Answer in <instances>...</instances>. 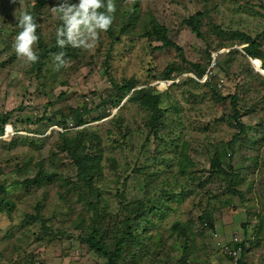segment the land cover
<instances>
[{"label": "rangeland", "instance_id": "obj_1", "mask_svg": "<svg viewBox=\"0 0 264 264\" xmlns=\"http://www.w3.org/2000/svg\"><path fill=\"white\" fill-rule=\"evenodd\" d=\"M43 2L0 0V264H106L86 233L100 221L112 239L133 214H146L137 231L147 246L166 251L145 264H234L231 254L264 264V0ZM245 35L262 45L252 57L261 71ZM233 96L245 125L229 146ZM60 133L95 143L100 198ZM216 156L236 185L212 167ZM98 200L101 217L89 210Z\"/></svg>", "mask_w": 264, "mask_h": 264}, {"label": "trees", "instance_id": "obj_2", "mask_svg": "<svg viewBox=\"0 0 264 264\" xmlns=\"http://www.w3.org/2000/svg\"><path fill=\"white\" fill-rule=\"evenodd\" d=\"M44 4H46V2H43V0H38V3L35 4L34 6L36 8H38V7L43 6ZM101 7H104V6H101ZM197 16H200V13H197L196 17ZM78 19H80V20L84 19V13L83 12L78 17H73L72 22L77 21ZM189 20H190L189 25L195 31H199L198 30V20L195 17H191V19H189ZM69 25H70V23L67 24V26H69ZM162 27H163L164 31L166 32V28L164 26H162ZM163 29L161 28V30H163ZM162 33H164V32L162 31ZM158 38L163 40L165 45H169V44L171 45L172 44V42L170 41V39L166 35L159 33ZM254 40H252V37H250L249 35H245V37L242 39V41H244V42H249V44H251V43L254 44V47H256V48L248 47L247 53L249 54V56L254 57V58L257 57L256 59H258V58H260V51H261L262 45L260 43H258L257 39H254ZM44 52L46 54L47 51L45 50ZM230 52H232V51H230ZM263 62H264V59H263ZM196 67H197V70L200 72V75H203L204 71L202 70L201 66L198 65ZM262 67L264 68V63H262ZM161 76H163V75H161ZM151 94L152 93L144 92L143 98H145V99L148 98V100L151 103H153L154 105H157V102L159 101V94L158 93H153L152 95ZM104 102H106L105 98H103L101 100V103H104ZM236 102H237V99L235 96H233L232 105H233L234 113L231 115V118L235 122L236 126L239 128V133L236 132L234 134V136L232 137V140L227 143L229 146L232 145V142L239 136L241 130H243V127H244L243 125H245V123H243L241 121V118H240L242 111L240 108L237 107ZM158 112H163V111H162V109H158ZM158 117H159V115L158 116L156 115V117H154V118L156 119ZM76 120H78L77 124L83 122V119L79 120L78 117H76ZM152 125H153V123H152ZM60 135L64 141V146H65L64 149L66 151H68L69 155L73 159V162L76 164V166L79 170V174L83 178V180H82L83 183L90 190V192L95 194V197L97 196L98 198H100L101 193H99L98 189L95 187V183L97 182L96 181L97 177L100 175L99 174L100 173L99 167H100L101 157L99 155L93 154L95 143H92V139L87 142V140L82 136H77L76 138L68 141L65 138L64 134L60 133ZM96 147H98V146H96ZM220 162H221V160H220L219 156L213 157L212 158V167L215 169L217 168L221 172H224L226 175L231 176V179H232L231 186L236 185L235 179L238 177L237 172L235 170H233V168L229 165V167L232 171H229L231 174L228 173L227 170L223 169ZM183 172H186V170H184ZM41 174L46 175L43 171L41 172ZM50 176H54V175L50 174ZM48 178H46V180H48ZM49 179H51V178H49ZM164 196H166V198H169L168 195H166V194H164ZM164 200L166 202V199H164ZM6 203H7V201L0 199V207H2ZM137 205L144 206L140 202ZM135 206H133V207L135 208ZM90 207H91V209H89V210L92 211L93 216L98 215L99 217H101V216L109 213L106 208L101 210L99 200L95 203V206L92 204ZM153 209H155V207H150V210H153ZM99 210L101 211V213L99 212ZM145 210H147V208ZM133 212L134 211H131V214H133ZM133 216H134V214L124 217V219H123L124 221L121 224V228L117 229L115 231V235L112 239H108V238L106 239V235H105V232L103 231L102 223L100 221H93L92 222L90 230L86 233L88 238L84 239V240H87V244L89 245V247L91 249L95 250L97 253H99L100 255H102L106 259V264H134L137 261L141 262V264H145L146 262L152 263L153 260H160L161 259L160 255L162 253L166 254V251H162L161 249L159 251V249L157 247H155L154 245H151L150 247H148L147 243L145 242V239L149 238L150 236L145 238L142 236V232L137 231V229L139 228V225H140V223L138 222V219L142 216L145 217L146 214L138 215L135 218H133ZM200 220L202 221L203 224L205 223V224L209 225V227L211 229L215 228V221L210 219L209 215H202L200 217ZM263 223H264L263 221H259V225H258V228L256 230V233H259V234L261 233ZM174 231L185 237V243L189 242V238L191 236H190V232L187 229V226H182L181 223L176 222L174 225ZM159 242L161 245H163L165 247V244L163 243V241H159ZM251 242L253 243V241H250V243ZM231 244H233V242ZM245 244H246V242L242 241V242L233 244V247H235V248L241 247L242 248V255H244L243 252L246 249ZM151 248H154L155 251L150 254L149 252H150ZM183 248H185L183 250L184 252L191 253V250L188 249V246L186 244L183 245ZM223 249L226 250L227 247L224 246ZM126 252H128L127 254L129 256H131L129 261H126V259H125ZM229 257L232 259L234 258V256H232V254L229 255ZM243 263H244L243 259L241 260V258H239L237 260V264H243ZM32 264H44V263H41V262H34L33 263L32 262ZM177 264H186V261L184 258H182L180 260V262Z\"/></svg>", "mask_w": 264, "mask_h": 264}, {"label": "built area", "instance_id": "obj_3", "mask_svg": "<svg viewBox=\"0 0 264 264\" xmlns=\"http://www.w3.org/2000/svg\"><path fill=\"white\" fill-rule=\"evenodd\" d=\"M227 249H228V247H227ZM239 250H241V247H237V248H233V252L236 254V252H238ZM239 258H235L234 257V260H235V262H234V264H237V260H238Z\"/></svg>", "mask_w": 264, "mask_h": 264}, {"label": "clouds", "instance_id": "obj_4", "mask_svg": "<svg viewBox=\"0 0 264 264\" xmlns=\"http://www.w3.org/2000/svg\"><path fill=\"white\" fill-rule=\"evenodd\" d=\"M250 60L252 61L253 60V58L252 57H250ZM255 60V59H254ZM253 60V61H254ZM252 61V63L254 64V62ZM254 66H255V64H254ZM256 67V66H255ZM261 67H262V64H261ZM256 69H258L257 67H256ZM259 71H261L260 69H258ZM262 71L264 72V69H263V67H262ZM161 82H164V81H161ZM160 82V83H161ZM166 82H168V81H166ZM6 130H7V128H6ZM14 131V130H13Z\"/></svg>", "mask_w": 264, "mask_h": 264}, {"label": "bare ground", "instance_id": "obj_5", "mask_svg": "<svg viewBox=\"0 0 264 264\" xmlns=\"http://www.w3.org/2000/svg\"><path fill=\"white\" fill-rule=\"evenodd\" d=\"M9 131H12L13 130V126L10 124V123H8L7 124V127H6Z\"/></svg>", "mask_w": 264, "mask_h": 264}]
</instances>
